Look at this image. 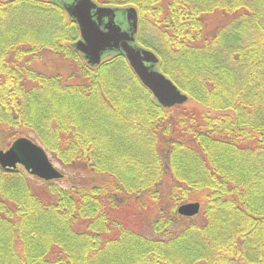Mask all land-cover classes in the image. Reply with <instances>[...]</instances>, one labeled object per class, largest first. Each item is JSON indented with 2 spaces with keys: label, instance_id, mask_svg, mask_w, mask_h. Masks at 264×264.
I'll use <instances>...</instances> for the list:
<instances>
[{
  "label": "trees",
  "instance_id": "16d2710c",
  "mask_svg": "<svg viewBox=\"0 0 264 264\" xmlns=\"http://www.w3.org/2000/svg\"><path fill=\"white\" fill-rule=\"evenodd\" d=\"M94 1L135 7L137 42L221 114L163 109L121 54L87 65L57 3L0 0V149L28 137L75 170L0 169V264H264V0Z\"/></svg>",
  "mask_w": 264,
  "mask_h": 264
},
{
  "label": "water",
  "instance_id": "95a60500",
  "mask_svg": "<svg viewBox=\"0 0 264 264\" xmlns=\"http://www.w3.org/2000/svg\"><path fill=\"white\" fill-rule=\"evenodd\" d=\"M50 1L60 5L68 18L77 24L79 39L71 47L87 65L96 67L105 57L121 54L156 104L169 109L187 102L188 96L159 70L156 54L136 42L138 15L134 7L103 6L94 0ZM18 165L43 181L62 177L45 150L26 137H18L7 149H0V169L14 172ZM176 210L180 216L193 217L199 213L200 204L187 202Z\"/></svg>",
  "mask_w": 264,
  "mask_h": 264
},
{
  "label": "rangeland",
  "instance_id": "374dc122",
  "mask_svg": "<svg viewBox=\"0 0 264 264\" xmlns=\"http://www.w3.org/2000/svg\"><path fill=\"white\" fill-rule=\"evenodd\" d=\"M1 1H4V0H1ZM60 1L66 2V3L70 2V0H60ZM202 20H203V35L205 37H207V36H210L211 34H213L219 28H222L224 25H226L229 21V16L224 14L222 11L216 10V11H213L212 13L204 15ZM179 106H183L184 108L190 109L191 112H194V113L199 112V111H202L205 113L208 112V114L211 116H217V115L221 114L220 112L208 111L203 106H201V105H199L193 101H189V100H187V102H185L184 104L179 105ZM176 115H177V111L171 112V116H172L171 118L172 119L174 117H176ZM1 149H5V148H1ZM47 155H48V158L51 161L52 165L54 166V168H56L62 174V178L57 180L58 184L60 186L66 188L69 184V181L67 178H69V176L74 177L75 176V170L73 171L71 168L66 169V168L62 167L48 152H47ZM18 169L23 170L21 167H19ZM77 176H79V175H77ZM32 179H33L32 182H34V183H36V182L40 183L42 181L41 179H39L37 177H32ZM189 202H197V201H189ZM183 203H186V202H183ZM147 234L152 236V233H150V232H148Z\"/></svg>",
  "mask_w": 264,
  "mask_h": 264
}]
</instances>
